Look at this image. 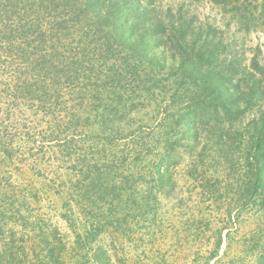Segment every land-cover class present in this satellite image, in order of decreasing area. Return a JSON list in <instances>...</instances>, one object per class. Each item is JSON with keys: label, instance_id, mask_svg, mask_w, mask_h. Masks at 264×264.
Segmentation results:
<instances>
[{"label": "rangeland", "instance_id": "obj_1", "mask_svg": "<svg viewBox=\"0 0 264 264\" xmlns=\"http://www.w3.org/2000/svg\"><path fill=\"white\" fill-rule=\"evenodd\" d=\"M121 1L0 0V264H264V0Z\"/></svg>", "mask_w": 264, "mask_h": 264}, {"label": "trees", "instance_id": "obj_2", "mask_svg": "<svg viewBox=\"0 0 264 264\" xmlns=\"http://www.w3.org/2000/svg\"><path fill=\"white\" fill-rule=\"evenodd\" d=\"M92 1H96V0H92ZM137 1V3H138V1L139 0H136ZM63 3L65 4V5H70V1H63ZM116 4H121V5H123L124 7H120V6H117V8H116ZM135 5V4H134ZM138 7H140V3H138ZM74 8V7H73ZM91 8V7H90ZM93 8V7H92ZM134 9H135V7H134ZM84 10H86V11H89V12H91L92 10L91 9H89V8H85ZM128 10H130L131 11V8L129 9L128 8V2H127V0H123V1H121V2H119V3H113L112 4V8H111V10L110 11H112V12H114V16L110 19V17L108 16V14H107V22L112 26V27H115V29L116 30H118V28L121 26V24H122V22H123V17H122V15H121V12H126V11H128ZM103 15V14H102ZM106 17V16H105ZM146 23V25H144L143 27H147L148 26V23L147 22H145ZM154 23V22H153ZM153 28H155V29H157V30H159L160 28H162V30H164L163 28H164V23H155V26L152 24L151 25ZM182 28L184 29V25H182ZM154 30V29H153ZM146 35H144L143 37H145ZM123 39L124 38H121V39H119V41L120 42H122L123 41ZM116 43V45H118V41L117 42H115ZM113 45H115V44H113ZM113 45H111V46H113ZM261 155V153H258L256 156L257 157H259ZM257 162H259V160H257ZM264 185V168L262 169V174H261V176H259L257 179H256V182H255V186L257 187V189H259L260 187H262ZM263 189H264V187H263Z\"/></svg>", "mask_w": 264, "mask_h": 264}]
</instances>
